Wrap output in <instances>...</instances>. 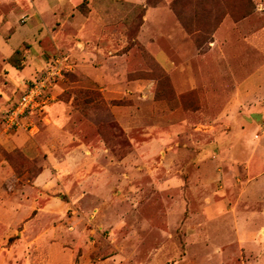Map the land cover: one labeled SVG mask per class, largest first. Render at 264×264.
<instances>
[{"label":"rangeland","instance_id":"obj_1","mask_svg":"<svg viewBox=\"0 0 264 264\" xmlns=\"http://www.w3.org/2000/svg\"><path fill=\"white\" fill-rule=\"evenodd\" d=\"M35 1L0 0V30ZM73 15L95 44L47 52L26 83L53 58L65 69L38 131L9 130L35 152L0 149V264H264V92L235 91L264 76V0H81Z\"/></svg>","mask_w":264,"mask_h":264},{"label":"crops","instance_id":"obj_2","mask_svg":"<svg viewBox=\"0 0 264 264\" xmlns=\"http://www.w3.org/2000/svg\"><path fill=\"white\" fill-rule=\"evenodd\" d=\"M79 1L81 0H36L30 15L20 16L25 17L23 24H16L11 20L0 30V120L1 112L9 106L14 92L21 85L22 90H25L28 85L26 80L36 73V70L41 69L49 50L67 48L73 52L79 46L87 52L95 44L91 40L88 24L91 17L82 20L73 15ZM25 43H29L30 48L25 55L23 69L18 70L8 60ZM222 49L221 52H213L212 57L229 56V53ZM257 77V74H253L244 79L242 83L237 84L235 91L245 95L264 92V76ZM21 134L20 136L10 132L0 121V149L11 153L20 148L25 155L32 153L35 142L24 133ZM261 165L264 166V163ZM11 170V166L2 159L0 152V173L9 175Z\"/></svg>","mask_w":264,"mask_h":264},{"label":"built area","instance_id":"obj_3","mask_svg":"<svg viewBox=\"0 0 264 264\" xmlns=\"http://www.w3.org/2000/svg\"><path fill=\"white\" fill-rule=\"evenodd\" d=\"M64 58L50 60L40 75L28 84L24 92L2 110V119L8 130H23L33 135L38 131L32 117L42 113L50 101L49 91L63 77Z\"/></svg>","mask_w":264,"mask_h":264},{"label":"trees","instance_id":"obj_4","mask_svg":"<svg viewBox=\"0 0 264 264\" xmlns=\"http://www.w3.org/2000/svg\"><path fill=\"white\" fill-rule=\"evenodd\" d=\"M21 52H22V51H21L20 49H18L17 51H15V53L13 54V56H12L11 58H9V60H8V62H9L12 66H14L15 68H17L18 70L23 69V67H24V62H25V56H24V55L22 56L20 62L16 60V57H17L18 55H20Z\"/></svg>","mask_w":264,"mask_h":264}]
</instances>
